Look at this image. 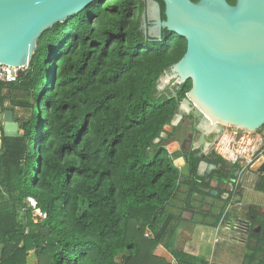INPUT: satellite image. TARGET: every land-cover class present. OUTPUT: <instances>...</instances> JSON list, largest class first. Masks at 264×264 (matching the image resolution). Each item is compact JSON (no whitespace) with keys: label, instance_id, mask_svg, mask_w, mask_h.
<instances>
[{"label":"trees","instance_id":"trees-1","mask_svg":"<svg viewBox=\"0 0 264 264\" xmlns=\"http://www.w3.org/2000/svg\"><path fill=\"white\" fill-rule=\"evenodd\" d=\"M144 9V0L91 4L41 35L20 84L0 85V106L5 87L10 104L31 113L16 137L1 139L0 264H168L154 252L171 248L177 215L167 207L179 184L187 207L211 197L218 172L197 175L201 149L187 153L183 178L160 138L191 88L157 89L186 41L166 30L159 42L143 35ZM36 210L44 215L37 223ZM257 249L245 257L264 264V247ZM171 255L176 264H206Z\"/></svg>","mask_w":264,"mask_h":264},{"label":"water","instance_id":"water-1","mask_svg":"<svg viewBox=\"0 0 264 264\" xmlns=\"http://www.w3.org/2000/svg\"><path fill=\"white\" fill-rule=\"evenodd\" d=\"M97 1L0 0V64L30 66L37 42L45 31ZM159 1L163 3L164 20L159 3L144 0L146 8L141 15L140 30L158 42L162 30L186 41L184 55L165 73L175 85L191 82L173 121L179 123L189 112L201 119L195 130L200 133L199 146L192 150L207 147L204 145L207 131L201 130L205 123H210L208 130L229 125L249 134L262 131L260 137L264 142V0H236L235 5L226 0ZM147 18L154 21L150 29L146 28ZM2 106L0 152L4 153L2 137H16L20 123L15 121L11 110H2ZM202 154L204 157L205 151ZM260 156L264 159V149ZM170 159L181 177H190L187 154L175 149L170 151ZM204 165L200 161L197 175ZM209 167L211 171L221 168L213 164ZM256 172L264 173V162Z\"/></svg>","mask_w":264,"mask_h":264},{"label":"crops","instance_id":"crops-1","mask_svg":"<svg viewBox=\"0 0 264 264\" xmlns=\"http://www.w3.org/2000/svg\"><path fill=\"white\" fill-rule=\"evenodd\" d=\"M1 94L4 97L2 110H7L6 106L10 104L8 100L10 91L4 87ZM13 114L15 115L14 112ZM260 134L261 131L251 135L247 156H244V151L241 153L230 149L235 143L233 134H223L218 141L220 147L218 153L225 163L213 161L207 156L203 157L201 151V161L205 165L198 176L206 178L212 172H218L210 181L211 197L199 203H191L193 206L187 207L183 204L186 188L179 184L175 199L167 207L177 215L166 238V243L171 248L158 246L154 252L156 256L165 259L168 264H176L171 255L175 250L191 256L198 263L243 264L247 249L255 251L257 247H264V173L256 172L264 162L260 156L264 148ZM249 137L250 135L245 134L243 139ZM235 159L237 162L234 163ZM211 164L220 165L221 168L211 171L209 167ZM212 191L216 192L215 195L211 194ZM226 201L229 202L227 208L231 209V212L225 210L226 213L224 212L214 227L215 218L220 214V209ZM5 202L3 194L0 193V204ZM262 256L261 251L258 257Z\"/></svg>","mask_w":264,"mask_h":264},{"label":"rangeland","instance_id":"rangeland-1","mask_svg":"<svg viewBox=\"0 0 264 264\" xmlns=\"http://www.w3.org/2000/svg\"><path fill=\"white\" fill-rule=\"evenodd\" d=\"M175 86H177V85L174 84V81L171 79H170V81L167 80L166 73H164L158 80L157 89L159 92H164L168 89L170 90V92H172L173 88ZM10 96H11V94H10ZM12 96L14 98H17V99L19 98L20 100H22L24 98L23 93L20 91H15ZM6 108H7V110H11L15 113L14 119L19 123L26 122L29 119H31V116H30L31 113H30V110H28V109H21V108L18 109L16 107H13L11 104L7 105ZM176 122L177 121H173V123L172 122L171 123L175 124ZM171 123L169 125H166L163 128V133L161 134V137H160L164 141V144L166 145L169 152L172 150H175V149H180L183 151L184 154H187L190 150L193 149L194 146H197V147L199 146L198 141L200 139V133H196L195 130L201 123L200 118H195L193 116L192 112H189V113L182 116L179 124L172 125ZM218 126H219V129L207 130V133L204 135L205 136L204 145H206L207 147L206 148L203 146L199 147L201 149L202 153H203V151H205L204 157L207 156V158H211L213 161H216V162H222V163L226 162V161L224 162V160L220 157V155L218 153L220 151L218 141L220 140L222 135L225 133L233 134L232 136L234 137L235 143H233V145L230 147L231 150H233L234 152L238 151L241 153H242V151H244V156H247V154H249V145L251 144V137H252L251 135H255V134L246 133L244 130L237 128V127H234V126H229V125H218ZM257 133H259V132H257ZM245 134L250 135L249 139L248 138L243 139V136H245ZM252 144H254V143H252ZM152 153H153V149H151L148 152L149 157L147 160H149L151 158ZM228 156L231 158L230 155H228ZM186 193L187 192H184L183 199L186 198L185 197ZM195 202L199 203L200 201L199 200L193 201V203H195ZM191 203L192 202H189V203L186 202V204H191ZM192 204L189 206L192 207L193 206ZM28 206H31V205H28ZM227 206H226V208H227ZM229 206H231V205H229ZM225 210H224V212H225ZM229 210L231 211V209H229ZM251 212H253V210ZM37 216H39L38 217L39 219H37ZM43 218H44V215H42L41 213H38L37 210L34 211V222L35 223H37L38 221H41ZM244 251H245V249H244ZM248 251H249V249H247L245 256L248 255V253H249ZM251 262L252 261H248L245 257L243 264H257L254 261H253L254 263L253 262L251 263Z\"/></svg>","mask_w":264,"mask_h":264},{"label":"built area","instance_id":"built-area-1","mask_svg":"<svg viewBox=\"0 0 264 264\" xmlns=\"http://www.w3.org/2000/svg\"><path fill=\"white\" fill-rule=\"evenodd\" d=\"M28 70H29V66L12 67V66H8V65L0 64V85L9 86V85L20 84L21 83V76L26 74L28 72ZM236 159H235L234 163L237 162ZM247 164H249V161H247ZM28 200L30 201L29 205H31L32 208H35V206H36L35 202L31 199H28ZM226 211L231 212L228 208L226 209ZM149 236H150V234H148V233L145 234V237H149Z\"/></svg>","mask_w":264,"mask_h":264},{"label":"flooded vegetation","instance_id":"flooded-vegetation-1","mask_svg":"<svg viewBox=\"0 0 264 264\" xmlns=\"http://www.w3.org/2000/svg\"><path fill=\"white\" fill-rule=\"evenodd\" d=\"M145 8H146V3H145ZM145 10V9H144ZM148 16V15H147ZM153 23H154V21H152V20H150L149 18H147L146 19V22H145V24H146V28H148V29H150L151 27H152V25H153ZM262 132V131H261ZM264 148H262V150H263ZM261 150V151H262Z\"/></svg>","mask_w":264,"mask_h":264},{"label":"bare ground","instance_id":"bare-ground-1","mask_svg":"<svg viewBox=\"0 0 264 264\" xmlns=\"http://www.w3.org/2000/svg\"><path fill=\"white\" fill-rule=\"evenodd\" d=\"M209 124H210V123H208V124H206V123H205V124H202V129H201V130H203V131H204V130L207 131L208 129H211V127H210ZM212 125L214 126L215 124L212 122V123H211V126H212ZM213 126H212V127H213Z\"/></svg>","mask_w":264,"mask_h":264}]
</instances>
